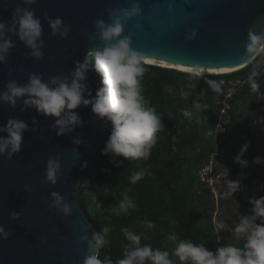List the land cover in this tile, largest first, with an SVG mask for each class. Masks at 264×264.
Segmentation results:
<instances>
[{
	"label": "water",
	"instance_id": "95a60500",
	"mask_svg": "<svg viewBox=\"0 0 264 264\" xmlns=\"http://www.w3.org/2000/svg\"><path fill=\"white\" fill-rule=\"evenodd\" d=\"M131 2L37 0L29 7L42 22L44 58L42 61L26 59L28 49L13 37L16 47L7 62L0 64V91L9 78L23 84L33 72L42 74L45 80L51 75H67L75 67V61H83L89 47L99 46L95 35L90 40L83 35L95 33L94 21L97 18L107 20L106 9L126 8ZM136 2L141 5L142 15L128 22L124 35L134 33L131 46L145 53L147 60L199 70L244 66L243 69L264 49V0ZM17 3L20 0H0V21L11 20V12ZM44 13L52 18H62L64 24L70 26L66 39L50 36ZM193 30L194 38L187 39ZM154 66L176 69L160 64ZM86 84L94 96L89 73ZM22 106V101L15 109L0 104V125L14 117L24 120L30 129L24 133L18 154L11 159L0 156V225L10 232L7 239L0 238V264H82L83 257L88 254V245L79 242V238L85 232L91 237L97 230L82 209L78 186L99 119L92 113L91 105L80 106L74 111L80 115L82 126L72 133L57 136L50 128L54 118L41 116L34 109L21 112ZM33 118L39 122L36 131L31 130ZM77 137L83 141L80 145L73 143ZM49 156H57L62 165L63 174L54 186L43 182ZM25 185L31 187L30 193H25ZM54 191L66 202L74 204L71 216L49 209L50 193ZM12 211L20 213L15 221L9 218ZM93 251L98 255L99 250Z\"/></svg>",
	"mask_w": 264,
	"mask_h": 264
},
{
	"label": "clouds",
	"instance_id": "9594fccd",
	"mask_svg": "<svg viewBox=\"0 0 264 264\" xmlns=\"http://www.w3.org/2000/svg\"><path fill=\"white\" fill-rule=\"evenodd\" d=\"M36 3L37 0H20L11 12V20L0 21V64L7 62V57L16 47L13 37H17L28 49L26 59L43 60L42 22L36 16L35 10L29 7ZM106 13L107 20L97 18L94 21V34H83L85 39L89 40L95 35L99 46L89 47L83 61H75V67L67 75H51L45 80L42 74L33 72L29 73L27 82L23 84L9 78L4 89L0 91V104L15 109L22 101L21 112L34 109L41 116L54 118L50 128L57 136L72 133L82 126L83 121L74 110L80 106L91 105L92 113L98 119H106L111 125L102 155L110 156V163L120 167L123 162L118 160V157L125 160H147L157 143V133L165 128V124L156 108L151 106L143 94L142 81L148 71L145 53L132 48L134 33L124 35L128 22L142 15L140 3L132 0L129 7L108 8ZM43 19L50 27V36H59L61 39L68 37L71 28L64 24L62 18H52L44 13ZM194 35L195 30L186 38L190 40ZM90 71L99 77L94 96L86 84ZM258 74L254 70L247 78L253 92L259 90L256 80ZM8 75L11 77V70ZM194 75L199 76L200 73ZM204 82L213 92L221 91V82L208 78H205ZM193 86L188 84L189 88ZM188 95V91L181 90L183 98ZM86 96L89 98H85ZM207 109V104L194 100L192 108L181 109V112L191 122L195 113H203ZM195 119L199 122L200 116L195 115ZM31 124L32 131L38 130V120L33 118ZM29 130L28 123L14 117L8 118L6 124L0 125V134H6L0 135V156L11 159L18 154L22 148L24 133ZM73 143L80 145L83 141L77 137ZM248 146L247 143L242 145L240 152L234 157V162L242 169L249 166V162L243 159ZM253 163L264 164V157H255ZM209 173L213 177L214 169ZM62 174L60 159L57 156H49L43 182L54 186ZM144 175L143 170L133 173L131 180L135 183ZM241 186L242 179H230L226 185L225 198L233 197L234 193L241 190ZM261 188L264 189V185ZM24 191L30 193L32 189L25 185ZM50 200V210L55 209L65 216L72 215L74 204L66 202L58 192H51ZM93 202L98 209L102 207L101 202L95 198ZM248 202L252 205L250 213L240 215L234 227L229 229L223 221H213L217 234L230 231L235 240H243L240 247L235 244H223L213 252L203 243L196 244L171 233L168 239L175 246L171 252L162 251L159 248L153 249L150 244L141 243L142 238L147 239L145 231L136 232L132 227H122L120 231L128 243L122 248L121 258L113 261L110 255L101 259L93 251L103 248L107 243L105 237L111 229L103 227L101 231L93 232L91 237L86 232L80 236L79 242H86L88 245V254L83 257L82 264H264V196L252 197ZM135 207V201L129 195H124L112 211L117 216H126ZM19 215V212L12 211L9 218L15 221ZM139 223L146 230L155 227L152 221L144 220ZM9 235L10 232L0 225V238L7 239Z\"/></svg>",
	"mask_w": 264,
	"mask_h": 264
},
{
	"label": "trees",
	"instance_id": "16d2710c",
	"mask_svg": "<svg viewBox=\"0 0 264 264\" xmlns=\"http://www.w3.org/2000/svg\"><path fill=\"white\" fill-rule=\"evenodd\" d=\"M148 71L142 81L143 94L161 115L165 128L157 133V143L147 160H125L117 167L110 163V156L102 155L111 125L106 119H99L96 134L90 139V147L84 159V174L78 186V196L82 209L97 232L103 227L111 231L105 237L107 243L99 249L98 256L103 259L110 255L113 261L121 258L122 248L128 241L120 231L122 227H132L134 231H145L147 239L142 244H150L153 249L171 252L175 246L168 235L176 233L180 239L205 244L213 251L215 231L207 220L210 203L214 198L209 185L202 180L200 171L217 153L213 137L217 115L221 114L219 93L213 92L204 82L208 79H222L224 86H235L232 96V111L243 99H249L255 112L251 114V124L247 127L252 134L259 128L264 113V49L259 56L245 68L224 75L200 77L176 69L146 64ZM257 71L259 90L253 92L247 83L248 76ZM94 91L99 77L89 72ZM194 85L192 88L188 84ZM181 90L188 91L187 98ZM222 90V87H221ZM208 105L207 111L195 113L191 122L185 118L181 109L192 108L193 101ZM195 115H199V122ZM216 163L237 171L238 164L232 158L216 156ZM255 169L246 182L257 188L260 197L264 196V168ZM107 169V171H105ZM242 169L239 166V170ZM245 169V168H243ZM144 171L145 175L132 182L133 173ZM124 195H129L136 204L129 214L117 216L112 209ZM101 202L97 208L93 202ZM152 221L155 227L146 230L140 221ZM175 259L174 257H172Z\"/></svg>",
	"mask_w": 264,
	"mask_h": 264
},
{
	"label": "rangeland",
	"instance_id": "374dc122",
	"mask_svg": "<svg viewBox=\"0 0 264 264\" xmlns=\"http://www.w3.org/2000/svg\"><path fill=\"white\" fill-rule=\"evenodd\" d=\"M216 81L221 82L222 87L217 98V101L221 104V114L215 117L216 124L213 134L216 140V149L220 153L233 155V153L238 154L242 145L247 143L249 146L243 156L247 158V161L250 162L251 159L257 156L264 157V113L261 114L262 119L259 128L256 129L254 134L250 133L247 127L251 124V114L256 111L251 101L249 99L241 100L237 105V109L232 111L234 88L232 86L225 87L222 79ZM254 165H257V169H260L263 164H252L240 170L238 166L237 171H234L216 163L213 167V177L207 169L200 171L202 180L208 185L210 183L209 187L214 195L207 214V220L211 222L213 228L214 220L223 221L229 229L234 227L240 215L250 213L252 205L249 204V199L252 197L260 198L257 188L249 185L245 180V177H252V172L255 169ZM230 179H242L241 190L234 193L233 197L225 198L226 185ZM214 234L213 252L223 244H235L238 247L243 244V240H235L230 231H221L219 234L215 232ZM217 235H219V243H217Z\"/></svg>",
	"mask_w": 264,
	"mask_h": 264
},
{
	"label": "bare ground",
	"instance_id": "6f19581e",
	"mask_svg": "<svg viewBox=\"0 0 264 264\" xmlns=\"http://www.w3.org/2000/svg\"><path fill=\"white\" fill-rule=\"evenodd\" d=\"M147 61H148V63L153 64V65L154 64L155 65L160 64L162 66L176 68V69H179L180 71H184L186 73L193 74V75L195 73L199 72L200 73L199 76H202V77H205V76H208V75H221V74H226V73H230V72L236 71L238 69H242V67H244V66H241V67L228 68V69H222V70H199V69L185 68V67H183L181 65H169V64L155 62V61H150V60H147Z\"/></svg>",
	"mask_w": 264,
	"mask_h": 264
},
{
	"label": "built area",
	"instance_id": "2783aa9c",
	"mask_svg": "<svg viewBox=\"0 0 264 264\" xmlns=\"http://www.w3.org/2000/svg\"><path fill=\"white\" fill-rule=\"evenodd\" d=\"M233 88H234V90H235V86L233 85L232 86ZM233 93H234V91H233ZM224 102V101H223ZM226 102V101H225ZM219 103V102H218ZM220 104V103H219ZM217 155H219V156H221L222 158H232L233 160H234V157L237 155L236 153H233V155H231V154H223V153H220V151L219 150H217V153L216 154H214V155H212L211 156V159L207 162V164L203 167V170H205V169H207L208 171H211L212 169H213V167L215 166V164H216V156ZM243 159H246L247 160V158H245V157H243ZM253 160L254 159H251L250 160V162H249V165H252V164H256V163H253ZM239 166V165H238ZM262 167L264 168V164L262 165ZM204 181V180H203Z\"/></svg>",
	"mask_w": 264,
	"mask_h": 264
}]
</instances>
